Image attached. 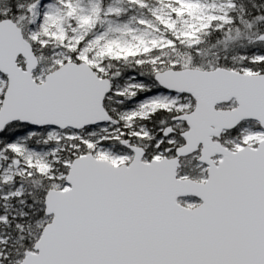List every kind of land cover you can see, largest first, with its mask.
Segmentation results:
<instances>
[{
  "label": "snow or ice",
  "instance_id": "1",
  "mask_svg": "<svg viewBox=\"0 0 264 264\" xmlns=\"http://www.w3.org/2000/svg\"><path fill=\"white\" fill-rule=\"evenodd\" d=\"M0 264H264V0H0Z\"/></svg>",
  "mask_w": 264,
  "mask_h": 264
}]
</instances>
